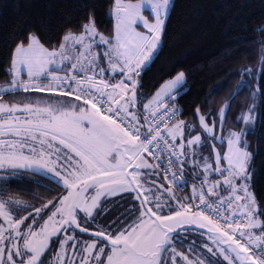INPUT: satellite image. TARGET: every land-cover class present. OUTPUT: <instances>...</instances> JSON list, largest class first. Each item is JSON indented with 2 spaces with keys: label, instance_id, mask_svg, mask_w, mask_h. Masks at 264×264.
<instances>
[{
  "label": "snow or ice",
  "instance_id": "1",
  "mask_svg": "<svg viewBox=\"0 0 264 264\" xmlns=\"http://www.w3.org/2000/svg\"><path fill=\"white\" fill-rule=\"evenodd\" d=\"M169 5L115 0L107 36L88 16L81 31L68 30L56 45L46 46L35 32L15 43L10 80L0 86V179L21 172L55 177L61 191L50 199L34 194L37 207L0 185V264H46L42 254L57 247L59 264H264V205L250 191L256 170L244 138L255 105L236 117L245 128L215 134V121L223 127L232 99L251 81L242 78L215 115L197 109L200 132L165 103L178 98L183 71L138 106V78L159 49ZM8 93L20 99L4 101ZM225 140L226 150L217 149ZM186 166L199 169L189 195L157 183L183 187L177 173L182 177ZM117 197L122 204L105 207ZM97 218L103 223L90 232ZM193 234L202 248L189 239Z\"/></svg>",
  "mask_w": 264,
  "mask_h": 264
},
{
  "label": "trees",
  "instance_id": "2",
  "mask_svg": "<svg viewBox=\"0 0 264 264\" xmlns=\"http://www.w3.org/2000/svg\"><path fill=\"white\" fill-rule=\"evenodd\" d=\"M115 0H0V83L10 80L6 69L10 67V53L15 43L30 33H37L46 46L56 45L59 39L72 30L81 31L80 25L88 16L106 36L113 32L111 9ZM264 0H173L168 11L161 45L138 78V91L142 95L140 106L153 95L164 80L177 72L185 73L178 98L167 101L181 109L179 118L193 123L199 130L198 115L220 107L236 91L243 78L251 81L231 101V108L221 127L215 121L216 132L223 135L241 126L236 117L250 104L254 79L241 76L245 68H257L258 121L247 139L253 149L251 191L257 205H264ZM177 95V94H176ZM219 120V121H218ZM210 124L212 120L208 121ZM223 146V145H222ZM191 168V167H190ZM192 169V168H191ZM194 172L197 170L192 169ZM41 180L48 187L34 181ZM7 194L39 207L41 200L49 199L61 191L52 179L25 173L9 177ZM49 188L55 189L49 192ZM177 193L183 197L184 193ZM188 195V194H187ZM30 210V209H29ZM261 219H264L262 217Z\"/></svg>",
  "mask_w": 264,
  "mask_h": 264
},
{
  "label": "rangeland",
  "instance_id": "3",
  "mask_svg": "<svg viewBox=\"0 0 264 264\" xmlns=\"http://www.w3.org/2000/svg\"><path fill=\"white\" fill-rule=\"evenodd\" d=\"M172 1L173 0H170V5H169V8H170V6H171V3H172ZM114 3H115V1H114ZM144 15L151 21V20H153L154 19V16L153 15H151V11H150V9L147 7V6H145V9H144ZM112 16V15H111ZM112 19H113V28H114V24H115V20H114V18L112 17ZM138 30H141V31H144L145 29L143 28V25H142V23H138ZM163 30H164V28H163ZM99 31V30H98ZM99 32H101V31H99ZM102 33V32H101ZM104 34V33H103ZM162 34H163V31H162ZM105 35V34H104ZM161 40H162V36H161ZM160 45H161V42H160ZM160 45H159V47H160ZM97 51H101L100 49H97ZM155 56V55H154ZM153 56V57H154ZM153 57H152V59H153ZM151 59V60H152ZM151 62V61H150ZM149 62V63H150ZM149 64H147V65H145L144 66V68L145 67H147ZM255 78L254 79V81H253V88H252V91H251V93H250V98H251V101H250V104H249V106L250 105H255V107H254V110H253V115L255 116V122L253 123V124H251V125H248L247 126V129H246V135H245V139L248 141V139H247V135L249 134V132H252V131H254V129H255V127H256V125H257V121H258V88H257V83H256V77H257V68H256V70L255 69H253L252 70V73H251V76H250V78ZM173 78V77H172ZM172 78H169V79H172ZM168 79V80H169ZM184 80H185V78H184ZM5 84V83H4ZM3 83L1 84L0 83V86H2V85H4ZM182 85H180V86H178L179 88L181 87ZM256 92V95L255 96H253V92ZM156 92V91H155ZM155 92L153 93V95L155 94ZM176 94L177 93H173V96H176ZM152 95V96H153ZM152 96L151 97H149L144 103H147L148 102V100L149 99H151L152 98ZM2 99L4 100V101H8V100H16V101H18L19 99H20V94L19 93H8V94H5V95H3V97H2ZM167 101H165V103H166ZM247 109H248V107H247ZM247 109L245 110V111H247ZM179 120H182V119H179ZM219 121V120H218ZM188 124H190V125H194L193 123L191 124V123H188ZM195 126V125H194ZM196 127V126H195ZM241 128H245V124H244V122L243 121H241V126L240 127H237V128H235V129H232V130H239V129H241ZM196 131L197 132H200L201 130L199 129H197V127H196ZM229 131V130H228ZM228 131H227V133H228ZM227 133L224 135L225 137H227ZM193 135H195L196 133H192ZM215 134L216 135H223L221 132H216L215 131ZM201 135H202V139H203V136H204V134L203 133H201ZM208 143L209 144H213V143H215V141H208ZM248 143H249V141H248ZM221 147H223L225 150H226V148H227V143H226V140H225V143L223 144V146L222 145H220V144H216V148L217 149H220ZM197 150L198 151H200V152H202L203 153V155H208L209 154V149H207V148H197ZM248 150L250 151V152H253V149L252 148H248ZM213 157H214V153H213ZM197 170V169H196ZM197 171H199V169L197 170ZM25 173H28V172H21V173H19V174H17V175H7V178H9V177H16V176H19V175H23V174H25ZM216 178H218V177H213V179H216ZM52 180H55V177H52L51 178ZM149 179H154V177H149ZM2 181H4L3 179H0V183L2 182ZM157 183H164V185H165V187L167 188V187H172L171 185H168V183L165 181V180H160V181H158ZM173 188V187H172ZM173 191L176 193V195L177 196H180L178 193H177V191L173 188ZM250 191H251V189H250ZM226 193H224V195H225ZM181 197V196H180ZM19 199V198H18ZM21 200V199H20ZM123 202L122 201H120L119 199H118V197L117 198H113L112 199V201H111V203H108V204H106L105 205V207H109V208H111V207H113L114 205H117V204H122ZM121 211L123 210V209H120ZM18 211H19V209H18ZM29 211H31V209L29 210ZM103 223V219L102 218H97L95 221H93L92 222V224L94 225V227H92V228H90V232H92V231H95V230H99V226L101 225ZM85 226H88V225H82V227H85ZM5 227H7V225L5 224ZM254 231H256V234L257 235H259V232H260V230H254ZM77 233H79V230H77ZM5 235H7V233H5ZM79 235H80V239H82V240H88V239H90V235H89V233H79ZM189 239L192 241V242H194V243H197V244H199L200 245V247L202 248V241H200V240H198L197 239V236H196V234H193L192 236H190L189 237ZM187 243V242H186ZM176 247H177V250L178 251H184L185 249L184 248H182L181 247V245H179V244H177L176 245ZM59 249H58V247L56 248V249H53V250H50L47 254H42V259H44L45 261H46V264H59V262H57L56 261V259H55V253H56V251H58ZM206 251V250H205ZM69 254H71V249L69 248ZM208 256L210 257L211 256V254H208ZM219 259L220 260H223V257H219ZM224 264H227V262H224Z\"/></svg>",
  "mask_w": 264,
  "mask_h": 264
},
{
  "label": "built area",
  "instance_id": "4",
  "mask_svg": "<svg viewBox=\"0 0 264 264\" xmlns=\"http://www.w3.org/2000/svg\"><path fill=\"white\" fill-rule=\"evenodd\" d=\"M170 106H175L177 109L178 107L173 104V103H168ZM139 106V105H138ZM140 107V106H139ZM180 116V112L177 113L176 119L179 120ZM194 171L190 168L186 166L185 172L183 174V176L181 177L179 173H177V181L178 183H183L184 186L183 187H177L176 185H171L176 191L180 192V193H184V194H190L192 186L194 184L198 185L199 181L194 179ZM166 181V180H165ZM167 182V181H166Z\"/></svg>",
  "mask_w": 264,
  "mask_h": 264
},
{
  "label": "crops",
  "instance_id": "5",
  "mask_svg": "<svg viewBox=\"0 0 264 264\" xmlns=\"http://www.w3.org/2000/svg\"><path fill=\"white\" fill-rule=\"evenodd\" d=\"M225 195H227V194H225Z\"/></svg>",
  "mask_w": 264,
  "mask_h": 264
}]
</instances>
